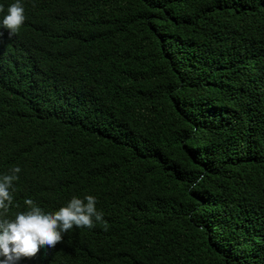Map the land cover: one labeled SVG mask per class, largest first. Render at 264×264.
<instances>
[{
	"label": "trees",
	"instance_id": "trees-1",
	"mask_svg": "<svg viewBox=\"0 0 264 264\" xmlns=\"http://www.w3.org/2000/svg\"><path fill=\"white\" fill-rule=\"evenodd\" d=\"M22 3L0 28L10 211L91 194L103 222L19 264H264V0Z\"/></svg>",
	"mask_w": 264,
	"mask_h": 264
},
{
	"label": "clouds",
	"instance_id": "clouds-1",
	"mask_svg": "<svg viewBox=\"0 0 264 264\" xmlns=\"http://www.w3.org/2000/svg\"><path fill=\"white\" fill-rule=\"evenodd\" d=\"M24 21L22 0H15L0 18V28L7 29L10 34L16 33ZM20 172V167L16 166L8 173H0V264H19L41 249L54 248L74 227L92 228L103 222V213L97 209V199L91 194L73 195L54 210H46L33 199L26 198L22 210L11 212L15 206L14 182L19 179ZM107 227L104 222L105 230Z\"/></svg>",
	"mask_w": 264,
	"mask_h": 264
}]
</instances>
